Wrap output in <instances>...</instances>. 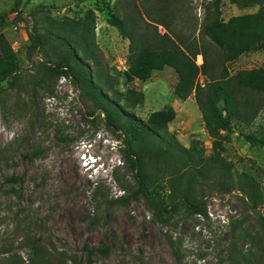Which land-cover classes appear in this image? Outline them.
Returning <instances> with one entry per match:
<instances>
[{"label":"rangeland","instance_id":"1","mask_svg":"<svg viewBox=\"0 0 264 264\" xmlns=\"http://www.w3.org/2000/svg\"><path fill=\"white\" fill-rule=\"evenodd\" d=\"M165 1L164 6L160 0H0V33L19 64L18 73L0 83V264H34L26 236L42 239L45 264H73L72 258L80 264H264V147L247 139L264 129V105L248 124L233 120L231 140L218 150L231 176L211 162L191 185L190 193L202 199L208 217L180 207L165 225L135 194L138 182L125 166L121 135L104 121L86 87L46 65L57 60L53 46L62 39L76 62L91 72L92 60L73 44L86 40L94 43L102 63L122 74L130 41L107 23L113 13L163 8L172 28L197 32L206 18L228 20L261 7L222 0L217 11L212 0ZM33 29L48 40L42 48L32 45ZM209 54L210 59L215 55L212 49ZM196 62L202 63L201 55ZM227 67L230 73L264 69V48ZM205 80L198 78L199 83ZM121 81L119 76L115 86L123 90ZM176 83L177 74L167 66L145 81L134 80L129 86L141 90L144 99L123 113L145 122L151 112L172 106L176 115L170 132L185 149L199 141L205 161L214 155L212 140L193 94L179 99ZM104 92L115 102L111 91ZM189 166L179 164L180 171ZM145 169L162 174L158 182L164 187L169 184V173L147 157ZM11 175H24L18 195L2 192ZM243 175L258 186L255 205L240 188ZM122 197L126 201L118 200ZM101 247L108 249L106 254L97 250Z\"/></svg>","mask_w":264,"mask_h":264},{"label":"trees","instance_id":"2","mask_svg":"<svg viewBox=\"0 0 264 264\" xmlns=\"http://www.w3.org/2000/svg\"><path fill=\"white\" fill-rule=\"evenodd\" d=\"M160 1H164L162 4L165 6L167 1ZM221 1L212 0L217 11ZM229 1L242 7H261L255 13L235 15L228 20L219 15L206 18L197 27V32L189 27L186 28L187 31L183 28H172L170 20L166 19L168 16L162 14L163 8L159 13L154 6L152 10L145 8L142 13L134 10L111 14L107 23L130 41L127 69L122 74L115 73L114 68L102 63L94 43L86 40L74 41L73 44L80 46L84 58L92 60L94 68L91 72L76 62L71 49L67 48L62 39L58 43H64V46H53V51H56L53 54L57 60L54 64H46L55 74L72 77L77 85L86 87L94 107L103 115L104 121L121 135L125 166L129 167L138 182L135 194L144 197L153 216L165 225L180 207L190 214L208 217L202 199L198 200L190 193L191 185L196 184L198 178H203L211 162L224 175L231 176V170L218 150L223 142L231 140L233 120L248 124L264 105V69L255 67L230 73L227 67L228 63L239 56L260 47L264 48V0ZM159 25L164 27V32L159 31ZM33 31L30 35L33 47L42 48L47 43V38L36 29ZM204 37L208 40L205 41ZM71 43L68 40V44ZM211 49L215 55L210 59ZM198 55L202 57L201 64L196 62ZM166 66L171 67L177 74L175 95L185 100L193 94L201 112L214 150V155L205 161L200 155L199 141H193L185 149L174 133L170 132L168 125L176 115L172 106L166 105L151 112L145 122L136 120L130 113H123L124 109L137 107L144 99L143 92L129 86L130 83L136 79L145 81L153 71L162 70ZM18 71L16 55L4 34L0 33V83ZM200 75L206 78L203 83L198 82ZM119 76L122 77L123 90L115 86ZM113 79L117 83L112 82ZM104 90L114 94L115 102L106 96ZM243 108L248 109L247 112L241 111ZM259 133L256 136L249 135L247 139L264 147V129ZM146 157L156 168L169 173V184L166 187L158 182V177L162 174H149L146 171ZM179 164L190 166L180 171ZM239 178L240 188L250 196L249 199L255 205V199L260 197L257 184L250 176L243 175ZM23 182L24 175H11L6 184L2 185V192L18 195ZM224 187L229 190L228 186ZM180 189L182 192L179 194ZM126 199L127 197H122L118 200ZM25 241L29 246L28 257L34 264H45L42 239L26 236ZM97 250L103 254L108 251L106 247ZM72 261L73 264H80L75 258Z\"/></svg>","mask_w":264,"mask_h":264}]
</instances>
